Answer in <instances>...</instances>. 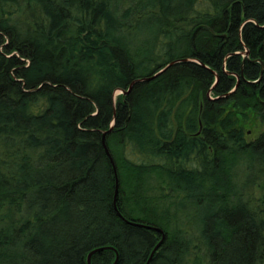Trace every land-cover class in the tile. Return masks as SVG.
<instances>
[{"label":"trees","instance_id":"1","mask_svg":"<svg viewBox=\"0 0 264 264\" xmlns=\"http://www.w3.org/2000/svg\"><path fill=\"white\" fill-rule=\"evenodd\" d=\"M248 114L264 0H0V264H264Z\"/></svg>","mask_w":264,"mask_h":264},{"label":"water","instance_id":"2","mask_svg":"<svg viewBox=\"0 0 264 264\" xmlns=\"http://www.w3.org/2000/svg\"><path fill=\"white\" fill-rule=\"evenodd\" d=\"M246 56H248V53H246ZM176 63H178V61H175V62L170 63L166 68H164L163 70H161L159 73H157V74L154 75L153 77L144 78V79H140V80H137V81L132 82L131 85H130V87H129V89H128L127 91H121V93H122L123 95H127V94H129L130 91L132 90L133 86H134L137 82L152 80V79H154L157 75H159L160 73H162L165 69H167L168 67H170V66H172V65H174V64H176ZM105 135H106V134H104L103 142H104V145H105V148H106V151H107L109 157L112 159L111 154L109 153V150H108V148H107V146H106V144H105ZM112 162H113V160H112ZM113 165H114V169H115V173H116V167H115L114 162H113ZM116 176H117V173H116ZM117 187H118V179H117ZM117 193H118V192H117ZM117 193H116V195H117ZM115 208H116V210H117L116 200H115ZM119 216L123 218V216L121 215V213H119ZM123 219H124V218H123ZM130 223H131V222H130ZM138 225H140V224H138ZM140 226L144 227V225H140ZM146 227H147V228H151V229H153V230H155V231H157V232L162 233V231H161L160 229H157V228H154V227H148V226H146ZM164 239H165V236L163 235L162 240L160 241V243H159V244L155 247V249L153 250V252H152V254H151V256H150V259H149V261H148L147 264L150 263V261H151L153 255H154V253H155V252L158 250V248L161 246V244L163 243ZM105 249H110V248H99V249H96V250L92 251V252L88 255V264H92V257H93V255H95L96 253L101 252V251H103V250H105ZM118 258H119V256L117 255V259H116V261L114 262V264H117V262H118Z\"/></svg>","mask_w":264,"mask_h":264},{"label":"rangeland","instance_id":"3","mask_svg":"<svg viewBox=\"0 0 264 264\" xmlns=\"http://www.w3.org/2000/svg\"><path fill=\"white\" fill-rule=\"evenodd\" d=\"M139 44L140 43H138V45ZM141 45L142 44H140L138 47ZM118 94H120V92H118L117 95ZM239 120V126L245 130L248 141L255 139L262 131H264V122H262L257 115L248 114L246 119L241 118ZM186 213L188 214L190 212L186 211Z\"/></svg>","mask_w":264,"mask_h":264}]
</instances>
